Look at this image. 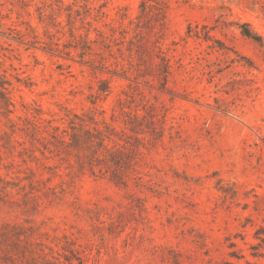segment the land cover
Here are the masks:
<instances>
[{
  "label": "rangeland",
  "instance_id": "obj_1",
  "mask_svg": "<svg viewBox=\"0 0 264 264\" xmlns=\"http://www.w3.org/2000/svg\"><path fill=\"white\" fill-rule=\"evenodd\" d=\"M10 1L0 7V75L15 84L12 117L22 103L46 118L58 105L82 113L107 79L111 93L98 106L110 121L130 81L10 38L18 24L15 13L3 19ZM109 1L111 17L139 13L141 0ZM167 2L174 73L170 92L142 87L162 110V130L146 135L148 149L140 147L130 172L136 179L125 188L87 173L38 212L0 207V234L7 224L34 227L38 241L61 252L67 235L82 246L84 264H264V0ZM9 246L1 236L0 264Z\"/></svg>",
  "mask_w": 264,
  "mask_h": 264
},
{
  "label": "trees",
  "instance_id": "obj_2",
  "mask_svg": "<svg viewBox=\"0 0 264 264\" xmlns=\"http://www.w3.org/2000/svg\"><path fill=\"white\" fill-rule=\"evenodd\" d=\"M68 1L11 0L3 19L10 20L15 13L18 24L8 28V36L93 71L124 78L130 81L129 90L112 108L110 121L98 106L111 93L107 79L98 81V88L87 97L92 107L82 113L58 105L59 112L46 118L40 106L22 103L23 114L13 118L15 84L0 75V170H6L0 173V207L38 212L44 205L62 201L75 179L87 173L128 188L136 179L130 172L140 147L148 149L146 135L162 130L158 120L162 110L142 87L170 92L174 65L166 44L167 0H141L135 18L126 10L111 17L109 0ZM242 28L244 36L260 40L246 26ZM189 36L199 37V33L190 30ZM4 228L0 237L10 243L7 264H74L75 258L84 264L82 246L67 235L61 252L38 241L34 227L7 224ZM261 233L264 228L257 233L264 243Z\"/></svg>",
  "mask_w": 264,
  "mask_h": 264
}]
</instances>
